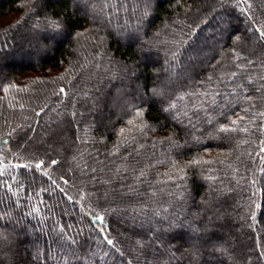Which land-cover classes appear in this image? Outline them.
Instances as JSON below:
<instances>
[{
    "label": "trees",
    "instance_id": "16d2710c",
    "mask_svg": "<svg viewBox=\"0 0 264 264\" xmlns=\"http://www.w3.org/2000/svg\"><path fill=\"white\" fill-rule=\"evenodd\" d=\"M248 3L0 0V264H264V0ZM240 69L252 101L160 111Z\"/></svg>",
    "mask_w": 264,
    "mask_h": 264
},
{
    "label": "snow or ice",
    "instance_id": "6c2138e0",
    "mask_svg": "<svg viewBox=\"0 0 264 264\" xmlns=\"http://www.w3.org/2000/svg\"><path fill=\"white\" fill-rule=\"evenodd\" d=\"M239 4H245L247 5L246 9L243 10H248L251 8V4L248 3V0H238ZM255 31L258 33L259 37L264 38V31H262L260 28H256ZM237 39H239V37H237ZM175 53L173 54V56L175 57ZM249 63H252L251 61H249ZM239 68V66H237ZM244 69H240V71L238 72H232L228 75L227 81H225V77L223 75L219 76L216 80V82L218 84H224V87H217L215 89H207L205 90L203 93H187L186 95L189 98V103H184L185 100V96L184 95H180V96H176L174 99L169 100L167 102V106H161L160 111L162 113H167L169 115L172 116V118L176 121H179L180 117L183 116L185 118L189 119V123H192L191 120V116H189V111L192 112V115L196 116L197 119H199V113L201 111H207L208 109L205 108V104L209 105V107L212 110H215L216 108H221V107H227L228 104L230 103V101H227L226 98L231 96V97H236L237 99L241 98L240 97V93L243 92L245 93V96L243 98H246L248 101H252V96L247 94L248 93V89L245 88L244 84L241 82V78L243 75ZM209 81H212L213 78L211 76L208 77ZM253 81L251 79V77H248V83L251 84ZM229 85H231V87H229ZM61 92H63L64 90L61 89ZM152 94L154 97H163L165 96V92L163 91V89H157V88H153L152 90ZM257 92L260 91V89H256ZM193 96L198 97L197 100H192L191 98ZM220 97L222 99L218 100L217 98ZM210 98V99H209ZM223 115V112L221 113ZM75 115V114H74ZM136 115L142 116L144 115V112L141 109H137L136 110ZM260 115L264 116V113H260ZM241 119H243V117H241ZM209 123H211V120H208ZM132 121H129V124H131ZM233 124L238 123V121H232ZM221 131H236L237 129L235 128H227L225 126H221ZM241 131H247V129H240ZM123 132V130H121ZM171 139V138H169ZM262 151H264V149H262ZM44 161H40L39 163H36L34 166L32 165H14L13 167H17V168H21V169H31L32 167H34L35 169H40L43 165H44ZM58 162L56 160H52L51 164L52 165H56ZM93 172H95V169L92 170ZM120 169H117V172H119ZM44 176H48L47 172L43 173ZM145 175V173L143 171L140 172V176L143 177ZM3 176V172H0V177ZM51 185L54 186L55 188H58L59 191L61 193H64V189L63 188H59V185L57 184L56 180L51 179V177H48ZM9 179H11L12 181L20 184V186L22 187V183L17 181V178L15 176H9ZM62 179V178H61ZM64 183H67V181H64ZM12 187V185H10L8 183V180H5L3 178H0V189H4V190H9ZM44 191H48L49 189H43ZM66 196V199L69 201V203H78V201H73L71 196H68L66 193H64ZM152 195H155V193H152ZM41 203H43V201H41ZM39 209L38 207L33 206V210L32 212L28 213L29 215H33L34 213L38 212ZM81 211L83 212L84 210L81 209ZM104 221V217L103 216H95L93 219V224L95 225L96 223H103ZM68 227H71V225H69ZM80 231L82 232L83 229H80ZM98 231L102 234V240L106 243V245L108 246H112L114 248V250L119 253V248L115 247L114 241L112 239L108 238L107 234L105 233V229L104 228H99ZM66 232V228L61 226L60 228V237L65 241V243L69 244V245H78L79 241H77L74 237H71L70 235H65ZM79 234V233H78ZM73 255H75V253H73ZM107 255V253H106ZM79 259V257H77Z\"/></svg>",
    "mask_w": 264,
    "mask_h": 264
},
{
    "label": "rangeland",
    "instance_id": "374dc122",
    "mask_svg": "<svg viewBox=\"0 0 264 264\" xmlns=\"http://www.w3.org/2000/svg\"><path fill=\"white\" fill-rule=\"evenodd\" d=\"M39 32V31H38ZM31 33H32V31H31ZM30 33H25V37H27V39L29 40V41H31V42H33V43H35V42H37V43H41V40H38V39H36L35 37H31L30 35H29ZM42 42H45V40H43ZM41 48H43V47H41Z\"/></svg>",
    "mask_w": 264,
    "mask_h": 264
}]
</instances>
